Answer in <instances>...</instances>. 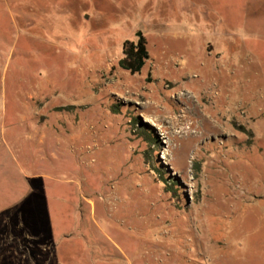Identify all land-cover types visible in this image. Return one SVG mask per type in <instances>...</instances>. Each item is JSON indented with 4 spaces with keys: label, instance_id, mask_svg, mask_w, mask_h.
<instances>
[{
    "label": "rangeland",
    "instance_id": "1",
    "mask_svg": "<svg viewBox=\"0 0 264 264\" xmlns=\"http://www.w3.org/2000/svg\"><path fill=\"white\" fill-rule=\"evenodd\" d=\"M0 264H264V0H0Z\"/></svg>",
    "mask_w": 264,
    "mask_h": 264
},
{
    "label": "trees",
    "instance_id": "2",
    "mask_svg": "<svg viewBox=\"0 0 264 264\" xmlns=\"http://www.w3.org/2000/svg\"><path fill=\"white\" fill-rule=\"evenodd\" d=\"M123 53L124 56L119 62L120 66L132 74L141 73L150 59L146 37L142 36L136 41L127 40L124 43ZM149 139H151L150 136Z\"/></svg>",
    "mask_w": 264,
    "mask_h": 264
},
{
    "label": "bare ground",
    "instance_id": "3",
    "mask_svg": "<svg viewBox=\"0 0 264 264\" xmlns=\"http://www.w3.org/2000/svg\"><path fill=\"white\" fill-rule=\"evenodd\" d=\"M214 86H215V85H214ZM214 86H213V87H214ZM213 87H212V88H213ZM145 120H146V121H150V120H151V118L149 117V115H145ZM153 124H155V123H153Z\"/></svg>",
    "mask_w": 264,
    "mask_h": 264
},
{
    "label": "water",
    "instance_id": "4",
    "mask_svg": "<svg viewBox=\"0 0 264 264\" xmlns=\"http://www.w3.org/2000/svg\"><path fill=\"white\" fill-rule=\"evenodd\" d=\"M87 17H88V16H87ZM142 35H143L142 32H139V33H138L139 38L142 37Z\"/></svg>",
    "mask_w": 264,
    "mask_h": 264
}]
</instances>
